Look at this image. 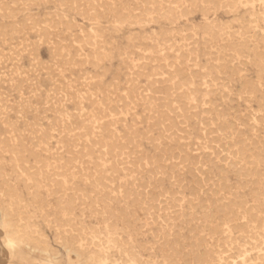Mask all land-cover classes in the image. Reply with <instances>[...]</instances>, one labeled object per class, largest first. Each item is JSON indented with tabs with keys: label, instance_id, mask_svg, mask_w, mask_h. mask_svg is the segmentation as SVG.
Wrapping results in <instances>:
<instances>
[{
	"label": "rangeland",
	"instance_id": "1",
	"mask_svg": "<svg viewBox=\"0 0 264 264\" xmlns=\"http://www.w3.org/2000/svg\"><path fill=\"white\" fill-rule=\"evenodd\" d=\"M263 236L264 0H0V264H264Z\"/></svg>",
	"mask_w": 264,
	"mask_h": 264
},
{
	"label": "bare ground",
	"instance_id": "2",
	"mask_svg": "<svg viewBox=\"0 0 264 264\" xmlns=\"http://www.w3.org/2000/svg\"><path fill=\"white\" fill-rule=\"evenodd\" d=\"M91 1V0H90ZM149 1V0H148ZM173 1V0H172ZM65 2V1H64ZM69 2V1H68ZM104 2V1H103ZM158 3H159V1H157ZM213 2V1H212ZM61 3V2H60ZM97 3H98V1H97ZM64 4V3H63ZM109 4V3H108ZM146 4V3H145ZM182 4V3H181ZM218 4V3H217ZM73 5V4H72ZM102 5V4H101ZM202 5V4H201ZM24 6V5H23ZM96 6V5H95ZM94 6V7H95ZM157 6V5H156ZM160 6V5H159ZM196 6V5H195ZM167 7H168V5H167ZM179 7V6H178ZM2 8V7H1ZM92 8V7H91ZM112 8V7H111ZM135 8V7H134ZM137 8V7H136ZM98 9V8H97ZM205 9V8H204ZM92 10V9H91ZM154 11L156 10V9H153ZM188 10V9H187ZM80 11V10H79ZM98 11V10H97ZM143 11H144V9H143ZM87 12V11H86ZM187 12V11H186ZM90 13V12H89ZM138 13V12H137ZM216 13V12H215ZM98 14V13H97ZM182 14H184V13H182ZM205 14V13H204ZM134 15V14H133ZM145 15V14H144ZM161 15V14H160ZM138 16V15H137ZM163 16V15H162ZM165 16V15H164ZM175 16V15H174ZM99 17V16H98ZM166 17V16H165ZM187 17V16H186ZM66 18V17H65ZM100 18V17H99ZM139 18V20H140V17H138ZM177 18V17H176ZM179 18V17H178ZM153 19V18H152ZM53 20V19H52ZM92 20V19H91ZM145 20V19H144ZM106 21H107V19H106ZM149 21H150V19H149ZM158 21V20H157ZM160 21V20H159ZM96 22V21H95ZM131 22V21H130ZM152 22V21H151ZM155 22V21H154ZM51 23V22H50ZM109 23V22H108ZM144 23V22H143ZM62 24V23H61ZM14 26V25H13ZM67 26V25H66ZM214 26V25H213ZM19 29V28H18ZM174 30V29H173ZM209 30V29H208ZM211 30V29H210ZM17 31V30H16ZM44 31V30H43ZM169 31V30H168ZM172 31V30H171ZM213 31V30H212ZM84 32V31H83ZM164 33V32H163ZM162 33V34H163ZM196 33V32H195ZM100 34V33H99ZM215 34V33H214ZM89 36V35H88ZM215 36V35H214ZM91 37V36H90ZM93 37V36H92ZM75 39V38H74ZM82 40V39H81ZM94 40V39H93ZM100 40V39H99ZM245 40V39H244ZM151 41V40H150ZM82 42V41H81ZM263 43V42H262ZM54 44V43H53ZM97 44V43H96ZM206 45V44H205ZM92 46V45H91ZM157 46V45H156ZM85 47H87V46H85ZM94 47V46H93ZM60 49V48H59ZM140 49V48H139ZM157 49V48H156ZM240 50V49H239ZM97 51H98V49H97ZM156 51V50H155ZM190 51V50H189ZM131 53H132V51H131ZM55 54V53H54ZM77 54V53H76ZM98 54H99V52H98ZM129 54V53H128ZM236 54V53H235ZM66 55V54H65ZM109 55V54H108ZM181 55V54H180ZM62 56V55H61ZM64 56V55H63ZM92 57V56H91ZM63 58V57H62ZM192 59V58H191ZM100 61V60H99ZM147 61V60H146ZM71 62V61H70ZM90 62V61H89ZM99 64V63H98ZM159 65V64H158ZM97 66V65H96ZM99 66V65H98ZM195 66V65H194ZM203 67V66H202ZM191 69V68H190ZM210 69V68H209ZM156 74V73H155ZM158 75V74H157ZM201 75H203V74H201ZM240 75V74H239ZM187 76V75H186ZM62 77V76H61ZM243 77V76H242ZM4 79V78H3ZM17 79V78H16ZM171 79V78H170ZM190 81V80H189ZM128 82V81H127ZM186 83H187V81H186ZM209 83V82H208ZM248 83H249V81H248ZM256 83V82H255ZM73 84V83H72ZM65 85V84H64ZM91 86V85H90ZM138 86V85H137ZM210 86V85H209ZM219 86V85H218ZM68 87V86H67ZM189 87V86H188ZM77 88V87H76ZM79 89V88H78ZM179 90V89H178ZM192 90V89H191ZM203 90V89H202ZM209 90V89H208ZM116 91V90H115ZM134 91V90H133ZM150 91V90H149ZM258 91V90H257ZM105 92V91H104ZM90 93V92H89ZM198 93V92H197ZM202 93H203V91H202ZM144 94V93H143ZM194 94V93H193ZM88 96V95H87ZM102 96V95H101ZM151 96V95H150ZM126 97V96H125ZM148 98V97H147ZM90 99V98H89ZM123 100V99H122ZM154 100V99H153ZM60 101V100H59ZM102 101V100H101ZM113 102V101H112ZM126 102H127V100H126ZM125 102V103H126ZM199 101H197V103H198ZM127 104H129V103H127ZM206 104V103H205ZM258 104V103H257ZM158 105V104H157ZM161 105V104H160ZM164 105V104H163ZM195 105V104H194ZM126 106V105H125ZM133 106V105H132ZM64 107V106H63ZM113 107V106H112ZM218 107V106H217ZM126 108V107H125ZM175 108V107H174ZM177 108V107H176ZM206 108V107H205ZM60 109V108H59ZM183 109V108H182ZM217 109V108H216ZM66 110V109H65ZM110 110V109H109ZM117 110V109H116ZM121 110V109H120ZM77 111V110H76ZM100 111V110H99ZM102 111V110H101ZM105 111V110H104ZM61 112V111H60ZM117 112V111H116ZM185 112H187V111H185ZM79 113V112H78ZM152 113V112H151ZM159 113V112H158ZM193 113V112H192ZM197 113V112H196ZM195 113V114H196ZM207 113V112H206ZM209 113V112H208ZM68 114V113H67ZM150 114V113H149ZM166 114V113H165ZM83 116H84V114H83ZM104 117H105V115H104ZM109 117V116H108ZM165 117V116H164ZM178 117V116H177ZM195 117V116H194ZM205 117V116H204ZM255 117V116H254ZM97 118V117H96ZM192 118V117H191ZM257 118V117H256ZM102 119H103V117H102ZM83 120V119H82ZM60 122V121H59ZM109 122V121H108ZM112 122V121H111ZM181 122V121H180ZM179 122V123H180ZM204 122V121H203ZM231 122V121H230ZM110 123V122H109ZM163 124V123H162ZM202 124H204V123H202ZM86 125V124H85ZM114 125V124H113ZM87 126H88V124H87ZM90 127V126H89ZM99 127V126H98ZM211 127V126H210ZM83 128V127H82ZM206 128V127H205ZM220 128V127H219ZM222 128V127H221ZM70 129V128H69ZM224 129V128H223ZM55 130H57V129H55ZM72 130V129H71ZM167 130V129H166ZM204 130V129H203ZM225 130V129H224ZM79 132V131H78ZM111 133H113V132H111ZM110 133V134H111ZM132 133V132H131ZM168 133V132H167ZM76 134V133H75ZM84 134V133H83ZM120 134V133H119ZM237 134V133H236ZM44 136V135H43ZM84 136V135H83ZM109 137H111V136H109ZM179 137V136H178ZM223 138V137H222ZM63 139V138H62ZM121 139H122V137H121ZM17 140V139H16ZM60 140V139H59ZM86 140V139H85ZM113 140V139H112ZM74 141V140H73ZM57 142V141H56ZM59 142V141H58ZM72 142V141H71ZM116 142V141H115ZM124 142V141H123ZM158 142V141H157ZM94 142H92V144H93ZM111 143V142H110ZM132 143V142H131ZM135 143V142H134ZM38 144V143H37ZM112 144V143H111ZM136 144V143H135ZM5 145V144H4ZM77 145V144H76ZM98 145V144H97ZM119 145H121L122 146V143L121 144H119ZM132 145V144H131ZM80 146V145H79ZM102 146V145H101ZM245 146V145H244ZM60 147V146H59ZM117 147V146H116ZM169 147V146H168ZM61 148V147H60ZM99 148V147H98ZM118 148V147H117ZM126 148V147H125ZM2 149V148H1ZM81 149V148H80ZM93 149V148H92ZM108 149V148H107ZM120 149V148H119ZM170 149V148H169ZM201 149V148H200ZM109 150V149H108ZM2 151V150H1ZM17 151V150H16ZM88 151V150H87ZM169 151V150H168ZM171 151V150H170ZM63 152V151H62ZM129 152V151H128ZM172 152V151H171ZM2 153V152H1ZM10 153V152H9ZM59 153V152H58ZM78 153H80V152H78ZM162 153V152H161ZM180 153V152H179ZM90 154V153H89ZM92 154V153H91ZM113 154V153H112ZM84 155V154H83ZM86 155V154H85ZM88 155V154H87ZM173 155V154H172ZM92 156V155H91ZM11 157H13V156H11ZM53 157V156H52ZM104 157V156H103ZM78 158V157H77ZM76 158V159H77ZM117 158V157H116ZM3 159V158H2ZM62 159V158H61ZM113 159H114V157H113ZM174 159V158H173ZM183 159V158H182ZM22 160V159H21ZM97 160V159H96ZM147 160V159H146ZM192 160V159H191ZM87 161V160H86ZM93 162V161H92ZM104 163V162H103ZM108 163V162H107ZM180 163V162H179ZM129 164V163H128ZM101 165V164H100ZM175 165V164H174ZM15 166V165H14ZM140 166V165H139ZM75 167V166H74ZM138 167V166H137ZM129 168H130V166H129ZM151 168V167H150ZM65 169V168H64ZM63 169V170H64ZM139 169V168H138ZM160 169V168H159ZM162 170V169H161ZM23 172H24V170H23ZM79 172V171H78ZM135 172V171H134ZM129 174V173H128ZM65 175V174H64ZM110 175V174H109ZM170 175V174H169ZM94 176V175H93ZM128 176V175H127ZM91 177V176H90ZM89 178V177H88ZM93 178V177H92ZM136 179H138V178H136ZM106 181V180H105ZM65 183V182H64ZM93 183V182H92ZM96 183V182H95ZM121 183V182H120ZM177 183V182H176ZM139 184V183H138ZM137 184V185H138ZM112 185V184H111ZM135 185V184H134ZM35 186V185H34ZM99 186V185H98ZM97 187V186H96ZM137 187V186H136ZM124 188V187H123ZM5 190V189H4ZM81 190V189H80ZM82 191V190H81ZM4 192V191H3ZM163 192H165V191H163ZM84 193H86V192H84ZM120 193V192H119ZM122 193V192H121ZM166 193V192H165ZM114 194V193H113ZM123 194V193H122ZM3 195V194H2ZM160 195V194H159ZM122 196V195H121ZM260 196V195H259ZM6 197V196H5ZM85 197V196H84ZM88 197V196H87ZM169 198V197H168ZM168 198H167V200H168ZM174 198V197H173ZM80 199V198H79ZM170 199V198H169ZM178 199V198H177ZM82 200V199H81ZM143 200V199H142ZM176 200V199H175ZM10 202V201H9ZM8 202V203H9ZM73 202V201H72ZM169 202V201H168ZM171 202V201H170ZM151 204V203H150ZM94 205V204H93ZM215 205V204H214ZM256 205V204H255ZM151 207V206H150ZM179 208V207H178ZM159 209V208H158ZM221 209H223V208H221ZM232 211V210H231ZM153 213V212H152ZM151 214V213H150ZM207 215V214H206ZM235 215V214H234ZM254 215V214H253ZM208 217V216H207ZM235 217H236V215H235ZM257 217V216H256ZM258 218V217H257ZM215 220V219H214ZM218 220V219H217ZM256 220V219H255ZM20 221V220H19ZM11 222V221H10ZM231 225V224H230ZM236 225V224H235ZM255 225V224H254ZM8 226V225H7ZM115 226V225H114ZM234 226V225H233ZM251 226V225H250ZM8 227H10V230H8L7 231V234H6V238H5V244H6V246L7 247H9V248H14V247H19V245H21V244H24V243H29L30 242V240L26 237V236H24L23 234H21L19 231H16V230H14L13 229V226H8ZM23 228H24V225H23ZM87 228V227H86ZM91 228V227H90ZM207 228V227H206ZM233 228H235V227H233ZM216 229H217V227H216ZM245 229V228H244ZM235 230V229H234ZM246 231V230H245ZM259 234V233H258ZM247 236V235H246ZM260 236V235H259ZM250 237V236H249ZM264 237V236H263ZM119 238V237H118ZM37 241V240H36ZM4 244V245H5ZM222 245V244H221ZM96 246V245H95ZM32 248L34 249V250H37L39 253H42V254H51V255H54V252H51L50 251V249L46 246V245H44V244H38V243H35V244H33L32 245ZM236 250V249H235ZM212 251V250H211ZM225 251V250H224ZM220 252V251H219ZM173 255V254H172ZM204 255H206V254H203V257H204ZM208 257V256H207ZM171 258V257H170ZM210 258V257H209ZM196 259V258H195ZM228 260V259H227ZM226 260V261H227ZM174 262V261H173ZM207 262V261H206ZM236 262V261H235ZM172 263V262H171ZM210 263V262H209ZM254 264V263H253Z\"/></svg>",
	"mask_w": 264,
	"mask_h": 264
}]
</instances>
